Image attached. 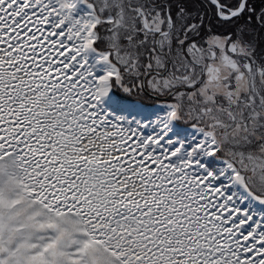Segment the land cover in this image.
<instances>
[{"label":"snow or ice","instance_id":"obj_1","mask_svg":"<svg viewBox=\"0 0 264 264\" xmlns=\"http://www.w3.org/2000/svg\"><path fill=\"white\" fill-rule=\"evenodd\" d=\"M0 264H264V0H0Z\"/></svg>","mask_w":264,"mask_h":264}]
</instances>
